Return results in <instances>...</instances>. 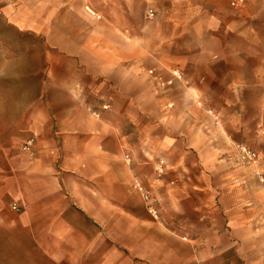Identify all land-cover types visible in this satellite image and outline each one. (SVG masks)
I'll list each match as a JSON object with an SVG mask.
<instances>
[{"label":"crops","instance_id":"crops-1","mask_svg":"<svg viewBox=\"0 0 264 264\" xmlns=\"http://www.w3.org/2000/svg\"><path fill=\"white\" fill-rule=\"evenodd\" d=\"M230 2L0 0L34 84L0 103V264H264V0Z\"/></svg>","mask_w":264,"mask_h":264},{"label":"rangeland","instance_id":"rangeland-1","mask_svg":"<svg viewBox=\"0 0 264 264\" xmlns=\"http://www.w3.org/2000/svg\"><path fill=\"white\" fill-rule=\"evenodd\" d=\"M18 64L20 70L26 67V62H20ZM35 65H37V63H35ZM11 66V63H9L8 67L11 68ZM31 86H34V84L31 83L30 89H28V79L25 77L0 78V103H2L3 107H10L15 101L23 102L28 96L27 93H34V88L31 89Z\"/></svg>","mask_w":264,"mask_h":264},{"label":"built area","instance_id":"built-area-1","mask_svg":"<svg viewBox=\"0 0 264 264\" xmlns=\"http://www.w3.org/2000/svg\"><path fill=\"white\" fill-rule=\"evenodd\" d=\"M251 2H252V0H231L230 5L234 9H239V8H243V7L247 6ZM148 17H154V11L153 10L149 11ZM102 109L104 111H107L109 109V105H104L102 107ZM89 111L95 117H100L101 116L99 111H96V110H93V109H89ZM243 150H244V153H245V157L248 160H252V161H256L257 160V154L255 152H253L251 150H248V149H244V148H243ZM22 151L24 153H26L31 159H33L35 157V154H36L35 140L34 139H29V140L25 141V143L22 146ZM146 199H147V201H149L150 198L148 196H146ZM12 208H13V210H15L17 212L20 211V208L16 204H14ZM150 210L153 213H156V211L154 210L152 205H150Z\"/></svg>","mask_w":264,"mask_h":264}]
</instances>
